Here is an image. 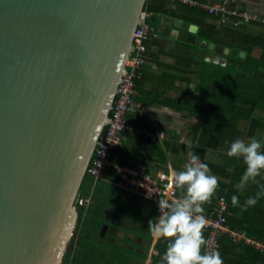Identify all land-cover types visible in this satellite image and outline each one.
<instances>
[{
	"label": "water",
	"instance_id": "obj_1",
	"mask_svg": "<svg viewBox=\"0 0 264 264\" xmlns=\"http://www.w3.org/2000/svg\"><path fill=\"white\" fill-rule=\"evenodd\" d=\"M147 2L0 0V264L62 263ZM159 22L201 59L222 49L196 25Z\"/></svg>",
	"mask_w": 264,
	"mask_h": 264
},
{
	"label": "trees",
	"instance_id": "obj_2",
	"mask_svg": "<svg viewBox=\"0 0 264 264\" xmlns=\"http://www.w3.org/2000/svg\"><path fill=\"white\" fill-rule=\"evenodd\" d=\"M147 7L154 13L152 22L167 16L197 25L199 41L221 45L222 49L217 52L221 56H224L226 47L231 50L225 66L200 61L196 57L195 62L206 68V74H199L194 91L203 98L204 106L166 100L167 84L159 88L152 86L150 91H145L144 70L136 80L137 93L133 100L144 105L166 104L175 112L197 115L200 121L192 126V156L186 160V165L190 167L198 163L210 175L177 166L183 175L179 196L191 203L197 212L208 216L218 214V202L224 199L229 229L254 242L247 244L245 239L236 242L228 234H223L212 264H264V26L243 22L238 27L231 22L218 24V16L178 0H152ZM177 43L183 51H193L197 56L199 45ZM241 52L246 53L244 59L239 57ZM167 67L180 68L177 65ZM177 79L173 76L169 83ZM160 88L165 90L160 92ZM186 95L189 99L194 98L188 93ZM130 121L135 130L124 134L126 141L114 151L112 164L132 167L140 162L134 156H140L141 160L153 159L152 165L156 169H165L170 143L164 140L156 146L145 134L136 131L140 125L131 115ZM207 151L214 152L215 157L208 160ZM123 159L130 162L125 164L127 162ZM89 170L76 202L77 223L84 225L88 213L94 208L91 217H94L95 225L81 230L79 250L74 253L75 239H72L64 264H145L160 216V205L155 203L146 209L133 202L130 210L126 208V213L121 215L120 205L127 199L123 195L108 194L106 199L93 201L86 210L78 202L90 197L96 184ZM99 184L100 192L107 193L106 188L110 186L99 182L96 188ZM124 193L127 197L138 198L135 194ZM104 224L109 228L106 235L100 237ZM163 230L155 242L153 250L156 253L151 256L150 264H200L209 239L208 232L201 225L168 209ZM257 244L261 245L260 249ZM72 253L74 255L70 258Z\"/></svg>",
	"mask_w": 264,
	"mask_h": 264
},
{
	"label": "built area",
	"instance_id": "obj_3",
	"mask_svg": "<svg viewBox=\"0 0 264 264\" xmlns=\"http://www.w3.org/2000/svg\"><path fill=\"white\" fill-rule=\"evenodd\" d=\"M150 1L152 0H148L147 5ZM180 1L194 7H200L209 14L218 16L219 23L227 21L228 17H235L236 26L241 22L245 24L252 22L264 24V17L232 8L229 0H214V3L211 4L199 3L195 0ZM147 5L142 14L141 23L134 33L133 49L126 66L127 72L123 75L119 84L110 112L109 123L99 139L89 172L96 184L104 182L110 187L135 194L160 205V208L172 209L186 219H192L195 223L201 225L208 232L209 239L204 254L201 256L200 264H212L219 248V240L223 234L233 236L235 241L245 239L249 244H254L250 239H246L244 234L233 233L227 226L225 216L227 204L225 200L221 199L218 202L219 208L216 216L205 215L197 212L191 203L180 198L178 190L183 182L181 173L158 172L156 176H153L147 171L145 165L114 167L111 161L114 151L124 142V134L132 129L130 115L135 106L133 97L135 95L136 80L142 75L148 63L149 42L159 36L155 26L150 22L154 13L147 9ZM151 138L153 141L156 140L154 135ZM90 203V199H85L82 202L86 207ZM256 246L259 249L261 248L259 244Z\"/></svg>",
	"mask_w": 264,
	"mask_h": 264
},
{
	"label": "crops",
	"instance_id": "obj_4",
	"mask_svg": "<svg viewBox=\"0 0 264 264\" xmlns=\"http://www.w3.org/2000/svg\"><path fill=\"white\" fill-rule=\"evenodd\" d=\"M195 1L205 4L214 3V0H195ZM229 1L232 8H236L239 11H248L250 13L258 14L264 17V0H229ZM150 22L155 26L157 31L161 28L159 20L155 23L152 22V20ZM230 22L233 24L234 27H238L235 25L236 22L235 17H228L227 21L223 23H230ZM223 23L218 22V24H223ZM252 23H257V22H252ZM258 24L264 26V24L261 23ZM177 42L178 41L176 39H173L171 37H166L161 34H159L157 39L149 42L148 52H147L148 63L144 68V77L147 85L143 89L145 91H150V88L152 86L159 88L167 84L169 87H167L168 90L166 91L167 92L165 96L166 100L170 101L171 99L174 103L182 102L183 104L186 105L204 106L205 103L203 101V98L195 94L194 91L199 81V74L200 73L206 74V70H205L206 68L205 66H203V64L198 65V63L195 62L196 57L200 61L206 60L207 62H211L215 59V57L220 56L222 59H224L223 62H226L227 55H224V53H223L224 56L217 54V52L220 50H217L215 52L206 51L205 59H201V57L199 56L200 50H198V54L196 56L195 52L193 51H189V50L183 51V49H181V47L178 46ZM217 46H221V45H217ZM183 63L185 65L184 67H181ZM167 65L169 66L177 65V67L180 68L178 69L168 68ZM173 76L178 77L177 81L174 82L173 80V83H169L170 78H172ZM179 77H182V79ZM189 80L192 82L188 83ZM159 90L160 92H163L165 89L160 88ZM136 93L137 91L135 90V94ZM187 93L193 95L194 98L189 99L188 96L186 95ZM131 116L140 125L138 126L136 131H141L143 134L147 136V138L151 140H152L151 136L153 135L156 136V140L155 141L152 140V143L155 144L156 146L161 145V143L164 140H167L170 143V148H171L170 150L166 151V156L168 157V159L166 164L163 163L165 164V169L164 168L156 169L155 165L154 164L152 165L153 159L147 158L141 160L142 157L140 156H136V157L134 156V158L138 160L140 159L139 160L140 162H137V164H135L134 166L145 165L147 171L151 173L153 176H156L158 172H165L168 174H171L173 172H179L178 168H176L177 166L207 176L210 175L206 170L201 168V166L198 163H194V165L190 167L186 165V160L190 159V157L192 156L191 147L194 138L192 126L199 123L200 121L196 114L192 112H175L171 110L166 104L154 103L153 105H144L142 103H137V104L135 103ZM133 130H135V127L132 124V129L129 131H133ZM206 156H207L206 158L210 160L215 157V153L212 151H207ZM123 162H127L125 164H128L130 161H128V159H123ZM113 166L125 167L119 165H113ZM95 188L96 186L94 185L93 190ZM93 190L91 192L90 197L86 198V199H90L91 201L90 205H92L93 203V192H94ZM142 199L146 200L144 198ZM82 202L83 200L80 199L78 203L80 206L84 207ZM152 203L155 204L154 202ZM85 208L87 210L86 206ZM168 209L169 208H160V216L155 229L154 239L152 242V246L149 252L147 253L145 264H150L151 256L156 253V251H154L153 249L156 240L164 233L163 221L168 213ZM233 233L241 234L238 232H233ZM231 237L234 240L233 236ZM244 241L247 244H249L247 240Z\"/></svg>",
	"mask_w": 264,
	"mask_h": 264
},
{
	"label": "rangeland",
	"instance_id": "obj_5",
	"mask_svg": "<svg viewBox=\"0 0 264 264\" xmlns=\"http://www.w3.org/2000/svg\"><path fill=\"white\" fill-rule=\"evenodd\" d=\"M213 62V61H212ZM100 188H101V186H100V184L97 186V188H96V193H95V195H94V197H93V201H95V202H97L98 201V199L99 198H102V199H106V197H108L107 195L108 194H117V195H123L127 200H124L123 202H122V204L120 205V208H121V215L122 214H124V212L126 213V211L128 210H130L129 209V207L131 206L130 205V203H132L133 204V202H137V204H140V207H142V206H144V207H146V209H150L151 208V206H152V201H149V200H143L142 198H140V199H138V198H132V197H127V195L124 193V191H122V190H119V189H116V188H111V187H109V188H106L107 189V193H105V192H100ZM137 197V196H136ZM142 199V200H141ZM100 203H101V201H100ZM127 203V204H126ZM126 208H127V210H126ZM131 208V207H130ZM94 210V208H92L91 209V213H92V211ZM89 214L88 213V217H87V219H86V221H85V223H84V225L81 223L80 225H78V223L76 222V224H75V227H74V229H73V233H72V236H71V238L69 239V241H68V243H67V245H66V248H65V251H64V254H63V261H62V264H64V258H65V256H66V251H67V249H68V247H69V245H72V239H75V244H74V248H73V253L74 252H76V251H78L79 250V248H78V246L80 245V242H81V239H82V237H81V230H83V229H88V228H91V227H94L93 225H95V224H93L94 223V221L92 220V219H94V217L92 218L91 216H92V214ZM117 214H120V213H117ZM125 216V215H124ZM117 224H120V223H117ZM117 232H115L114 234H116ZM119 234L120 233H118V236H119ZM71 254V256H70V258L74 255V254Z\"/></svg>",
	"mask_w": 264,
	"mask_h": 264
}]
</instances>
